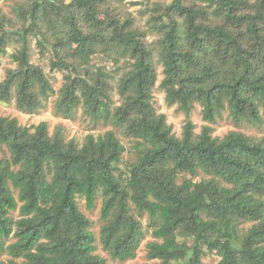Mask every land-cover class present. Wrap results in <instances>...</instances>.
<instances>
[{
    "label": "trees",
    "instance_id": "16d2710c",
    "mask_svg": "<svg viewBox=\"0 0 264 264\" xmlns=\"http://www.w3.org/2000/svg\"><path fill=\"white\" fill-rule=\"evenodd\" d=\"M136 4L145 19L109 0H15L14 17L0 7V56L14 63L0 101L36 113L55 94L37 51L64 75L57 114L82 108L114 126L80 143L46 121L0 116V264H107L79 197L88 209L102 197L99 240L114 259L133 258L151 229L159 264H204L211 252L219 264H264V0ZM156 60L167 103L187 117L180 137L153 103ZM225 111L262 135H213Z\"/></svg>",
    "mask_w": 264,
    "mask_h": 264
},
{
    "label": "rangeland",
    "instance_id": "374dc122",
    "mask_svg": "<svg viewBox=\"0 0 264 264\" xmlns=\"http://www.w3.org/2000/svg\"><path fill=\"white\" fill-rule=\"evenodd\" d=\"M111 4L117 7V9L120 10L122 13H128L132 12L135 16L139 17V19H145L144 12L141 11V6L137 5V3H140L142 0H109ZM153 1L157 0H151V4H153ZM158 1H167V0H158ZM15 3V0H0V7L2 8L3 12L8 14L11 17H14L15 14L13 12V5ZM144 20H140V23L142 24ZM139 23V24H140ZM10 49V48H9ZM11 51V50H9ZM157 59V57H156ZM32 61L35 63L41 64L45 71L48 73V76L50 78V81L56 90L55 94L51 95L48 100H46L45 107L40 109L36 113H27L24 111L19 110L16 105L15 101H11L9 103H3L0 101V116H9V117H16L20 124L32 126L36 125L42 121L48 122L49 130L51 133H53L57 127H62L63 132L65 134L66 139H72L75 138L80 143L84 141L85 137L89 134H94L95 136H98L101 133H104L108 129H113L114 126L112 124H107L104 122H94L88 117L86 114L83 113L82 108H80L78 111L75 112V114L72 117H64L62 115H59L55 112V101L58 97L59 89L61 88L63 81H64V75L61 71H55L50 72L49 66L47 62L40 58L39 53L37 51H33L32 54ZM124 61L120 62V65H122ZM157 64V70H158V81L157 86L154 90V98L153 103L156 108V110L159 113H164L167 116L168 123L173 126V131L177 136H181L183 126L187 120L186 114L178 109L177 105H169L165 98V92L160 88V82L164 76L163 73V66L158 63ZM14 63L11 61L10 57L7 55L0 56V81L5 76L6 69L13 67ZM114 99L116 100V104H119V95L117 93V89L115 88L113 91ZM190 118L194 121L196 124V132L199 133L201 131V127L204 124V120L202 118V107L200 103H196L194 109L191 112ZM214 132L213 135L218 137H223L228 133L230 130H241L246 132L250 135H262V133L255 127H252L249 124H243L241 126H236L232 119L229 117L228 112L225 111L221 117H219L216 121V123L213 124ZM120 137L122 138L125 145L129 148L133 143L126 137H124L121 133H119ZM5 155H9V152L5 146H2L0 143V158L4 157ZM126 157L128 158H134L135 155L131 151L126 152ZM79 204L81 210L91 218L93 223V230L95 231V234L97 236V249L96 252L103 257L106 258L107 264H159V260H152L149 259L147 256V243L150 240H153V236L151 234V229L149 230L147 238L142 242L140 248L138 249L137 254L130 259L127 260H119L114 259L108 251H106L102 244L100 243L99 237H100V227L102 224L101 220V209H102V203L103 199L102 197H99L96 201V206L93 209H88L86 200L82 197H79ZM14 217H18L19 211H14L13 213ZM142 219L144 225L146 228H149V219L148 215L145 214L143 216H140ZM14 241V238L11 239V242ZM9 255L5 254L2 256L3 259L8 258ZM220 257L217 253L211 252L208 253L203 258L204 264H219Z\"/></svg>",
    "mask_w": 264,
    "mask_h": 264
}]
</instances>
